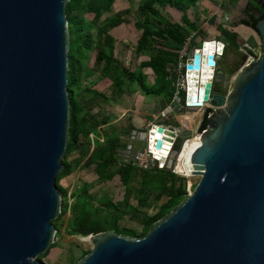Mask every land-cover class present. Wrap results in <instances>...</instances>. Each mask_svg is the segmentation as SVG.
I'll use <instances>...</instances> for the list:
<instances>
[{"label":"water","instance_id":"water-1","mask_svg":"<svg viewBox=\"0 0 264 264\" xmlns=\"http://www.w3.org/2000/svg\"><path fill=\"white\" fill-rule=\"evenodd\" d=\"M69 1L0 0V264H44L55 243L72 118ZM238 4L237 23L247 6L264 8ZM256 29L257 58L223 37L186 59L187 88L171 106L210 110L189 156L192 192L145 236L89 234L77 264H264V16ZM191 135L152 123L126 140L127 161L148 148L172 169Z\"/></svg>","mask_w":264,"mask_h":264},{"label":"trees","instance_id":"trees-1","mask_svg":"<svg viewBox=\"0 0 264 264\" xmlns=\"http://www.w3.org/2000/svg\"><path fill=\"white\" fill-rule=\"evenodd\" d=\"M116 1L70 0L67 5L70 33L68 88L72 118L70 142L63 169L58 174L62 211L53 221L57 234L61 224H65L68 235L88 236L114 229L126 235L142 237L149 232L155 221L188 196V178L171 168L157 166L150 170H140L134 162L122 161L120 151L126 148L127 141L121 131L109 125L102 126L108 117H101L95 109L102 108L109 96L116 92L127 88L135 92L136 85L144 91L165 96L168 102L174 101L176 87L169 81L174 72L169 69V64H179L180 47L195 28L185 12L198 0H128L121 9L114 10ZM167 6L184 12L182 22L167 11ZM258 11L260 17L256 16ZM263 16L264 8L249 5L244 11L243 23L257 31L256 23ZM127 23L134 24L138 36L135 41L121 43L124 53L121 57L118 52L119 40L112 30ZM224 35L231 40L238 39L237 33L230 30H224ZM153 51L156 53L152 54ZM91 53H94L95 58L89 65ZM146 54L149 59L140 60ZM144 68L153 71L155 83L152 85L148 80L145 81L147 74L143 72ZM108 83V88H98L99 84ZM209 113L210 110L203 117L201 131L208 125ZM198 142L197 136L188 140L191 151ZM90 146L91 151L87 152ZM75 151L85 157L87 164L93 166L97 180L93 183L83 182L80 188L70 194L61 182L74 171L69 156ZM120 171L125 188L121 194L123 197H119L121 202L113 201L108 195L99 200L90 192L97 184L114 181ZM150 182L162 185L155 201L167 196L159 205L150 203L153 193ZM130 198L136 203L128 204ZM125 218L138 223L140 229L122 225ZM55 244L40 256L41 260ZM89 250L83 251L74 264Z\"/></svg>","mask_w":264,"mask_h":264},{"label":"crops","instance_id":"crops-1","mask_svg":"<svg viewBox=\"0 0 264 264\" xmlns=\"http://www.w3.org/2000/svg\"><path fill=\"white\" fill-rule=\"evenodd\" d=\"M238 1L239 0H198L197 3L191 4L188 7L185 13L188 14L189 20L193 22L195 27L190 33L193 35V42L191 44L192 50L200 46L205 40L222 39L226 37L224 35V30L236 32L238 35V39L236 40L238 42L241 40L244 46H249V44L255 41L256 34L254 32L256 31L243 22L237 23L236 14L240 11L238 9ZM167 11H169L177 21L182 22L184 12L171 6H167ZM122 25L118 27V30H120L119 28L122 27ZM132 26L136 30L134 24H132ZM117 31L116 34L120 37L119 40L116 36L119 43H125L128 40L135 41L138 36V33L133 36L131 29L121 35H119ZM245 42L247 44H245ZM155 53V51L152 52V54ZM146 59H149L148 54L140 57V60ZM178 66L179 64H169V69L174 72L169 78V81L174 85ZM143 72L147 74L149 84L152 85L155 83L151 68H144ZM102 85L103 84H99L98 88L104 90L109 87L110 83ZM152 92L144 91L143 88H139L134 92L130 88H127L110 95L109 100L103 103L102 108L95 109V111H98L97 114L101 117H108V121L102 124V126L109 125L116 128L117 131H121L125 141L138 133V131L148 129L152 123L181 127L184 131L191 130L196 133L201 131L203 120L202 111L186 113L175 112L171 106L173 101L168 102L165 96ZM164 113L165 116L163 115ZM90 151L91 150H87V152ZM120 156L122 161H127L130 158L129 150L124 148L120 151ZM69 161L73 164L74 171L70 175L64 177L62 182L70 194L80 188L83 182L93 183L97 180V175L94 172L93 166L87 164L85 157L83 158L78 152L75 151L71 153ZM122 164L121 162L120 165ZM150 187L153 188V193L150 198L151 205H155V203L159 205L167 199V196H163L158 201H155L157 194L162 188L159 182H150ZM114 190V187L108 182L107 185H105V183L95 185L90 189V192L96 195L100 200L104 195H108L111 198L112 196L114 197ZM105 191H107V193H105ZM70 202H72V199H70ZM127 203L135 204L136 201L130 198L127 200ZM126 221L132 224H124V226L127 227H134L133 225L136 223L128 218L123 220V222Z\"/></svg>","mask_w":264,"mask_h":264},{"label":"rangeland","instance_id":"rangeland-1","mask_svg":"<svg viewBox=\"0 0 264 264\" xmlns=\"http://www.w3.org/2000/svg\"><path fill=\"white\" fill-rule=\"evenodd\" d=\"M129 2L128 0H117L115 3V8L114 10L121 9L123 5L127 4ZM92 15V14H90ZM104 17V16H103ZM118 27L113 29L112 32L115 33V35L119 38L120 37L116 34V31L119 35L123 34L124 32H127L128 30H132V35L135 36L137 35V30L134 29L132 26V23H127L126 25H122V27ZM256 34L255 36V41L252 44H249L250 47L245 46L247 51L249 52L250 56H260L261 55V39L258 34V32H254ZM128 34V33H127ZM133 38L132 36H130ZM130 39V38H129ZM239 43L242 44V41L239 40ZM245 44H247L245 42ZM244 47V45L242 44ZM118 52L119 55L122 57L124 54L122 51V44L118 42ZM95 58L94 53H91V57L89 58V65L93 63ZM147 77H145V81H147ZM148 83V82H147ZM137 89L138 85L135 86ZM197 136L196 132L192 131V135L189 137V140L193 139L194 137ZM92 148L90 146L89 150ZM186 158V157H185ZM182 175V174H181ZM188 175V176H187ZM187 175H184L188 178V184H187V190L189 188L191 191L194 189V186L197 184L199 181L200 177L197 175H191V172ZM122 174L121 171L118 173V175L115 177L114 181L109 182L110 185L114 187V197L112 196L113 201H118L119 197H123L121 194L123 193L124 186L122 185ZM63 184V182H61ZM60 184L59 180V175L57 176V185ZM64 185V184H63ZM107 185V184H105ZM107 193V191H105ZM120 195V196H119ZM124 199V198H123ZM121 202L122 200L119 199ZM68 217V215L66 216ZM122 225H132L129 223V221L126 222H121ZM135 228L140 229V225L138 223H134L133 225ZM56 244L49 250L48 254L42 257V260L46 264H74L76 260L82 255L83 251L89 250L92 248V243L90 242L88 236H81V235H68L65 232V224H61L60 231L58 234H56V239H55Z\"/></svg>","mask_w":264,"mask_h":264},{"label":"built area","instance_id":"built-area-1","mask_svg":"<svg viewBox=\"0 0 264 264\" xmlns=\"http://www.w3.org/2000/svg\"><path fill=\"white\" fill-rule=\"evenodd\" d=\"M192 42H193V35L189 34L183 43V45L180 47V59H179V66L177 70V76H176V82H175V99L179 98L186 90V72H185V65H186V59L187 57L191 54L192 52ZM246 46V45H245ZM244 48L246 49V47ZM250 47V46H248ZM247 51V49H246ZM249 53V52H248ZM259 56H249V58H257ZM165 116V113L163 114ZM163 126H167L165 124H162ZM151 126V125H150ZM149 126V127H150ZM175 131L177 132H182L184 129L181 127H176L173 126ZM199 136V133H197ZM134 163L138 166L140 170H150L154 169L157 166L159 167H165V166H160V159L155 157L154 153L150 151L148 148H145L143 151L138 152L135 156ZM172 170L176 173L182 174V175H187L183 172H180L177 168V164L172 168ZM188 176V175H187ZM191 189L189 188L188 193H191Z\"/></svg>","mask_w":264,"mask_h":264},{"label":"bare ground","instance_id":"bare-ground-1","mask_svg":"<svg viewBox=\"0 0 264 264\" xmlns=\"http://www.w3.org/2000/svg\"><path fill=\"white\" fill-rule=\"evenodd\" d=\"M197 138L199 139L198 135H197ZM198 144H199V142H198ZM190 153H191V150H190V147L188 146V140H187L183 150L180 153L179 161L177 162L178 170L180 172L185 173V174H189L191 172V165L189 163Z\"/></svg>","mask_w":264,"mask_h":264}]
</instances>
